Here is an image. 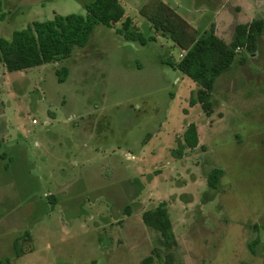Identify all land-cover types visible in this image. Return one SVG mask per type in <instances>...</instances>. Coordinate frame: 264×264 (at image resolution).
<instances>
[{
    "label": "rangeland",
    "instance_id": "374dc122",
    "mask_svg": "<svg viewBox=\"0 0 264 264\" xmlns=\"http://www.w3.org/2000/svg\"><path fill=\"white\" fill-rule=\"evenodd\" d=\"M91 1L0 0V39L54 15H84ZM118 1L151 37L139 16L150 0ZM159 1L198 34L213 25L227 44L236 25L264 19V0ZM118 27H95L55 63L0 66V264H140L151 255L164 264L141 220L160 204L174 264H264V35L244 66L216 81L208 118L189 105L198 87L165 64L180 50L161 37L127 41ZM189 125L198 145L178 157ZM214 168L224 176L210 191Z\"/></svg>",
    "mask_w": 264,
    "mask_h": 264
},
{
    "label": "trees",
    "instance_id": "16d2710c",
    "mask_svg": "<svg viewBox=\"0 0 264 264\" xmlns=\"http://www.w3.org/2000/svg\"><path fill=\"white\" fill-rule=\"evenodd\" d=\"M84 15H54L45 22H33L25 29L15 31L10 40L0 39V66L7 73L23 72L32 68L51 64L68 58L75 48L87 45L95 27L113 28L127 41L137 42L141 46L156 42V37L169 40L180 50L179 61L165 62L191 80L198 88L190 98L189 105H199L206 117L213 114V92L216 81L228 73L233 65L244 66L250 56L257 52L259 40L264 35V19L257 18L247 24L234 27L229 44L216 36L212 25L208 31L198 34L178 17L172 9L159 0H150L139 10V16L150 27L153 35L144 38L133 22L125 17L124 9L118 0H93L84 6ZM0 20H4L1 13ZM59 73V74H58ZM58 75H65L62 69ZM61 81V77H59ZM198 145V133L194 125H189L179 143L178 157L184 150L192 151ZM0 160L5 161L0 141ZM224 176L222 169H212L207 177L210 191L218 190ZM143 225L158 235V242L165 251L164 264H174L177 248L172 233V225L164 204L142 214ZM260 244L256 238L248 243L249 252ZM156 252V251H155ZM159 256L157 252L154 254ZM153 255L140 264H152Z\"/></svg>",
    "mask_w": 264,
    "mask_h": 264
},
{
    "label": "built area",
    "instance_id": "2783aa9c",
    "mask_svg": "<svg viewBox=\"0 0 264 264\" xmlns=\"http://www.w3.org/2000/svg\"><path fill=\"white\" fill-rule=\"evenodd\" d=\"M181 57H182V56L180 55V58H181ZM32 123H33V124H35L36 122H35V121H33Z\"/></svg>",
    "mask_w": 264,
    "mask_h": 264
},
{
    "label": "flooded vegetation",
    "instance_id": "af4514ba",
    "mask_svg": "<svg viewBox=\"0 0 264 264\" xmlns=\"http://www.w3.org/2000/svg\"><path fill=\"white\" fill-rule=\"evenodd\" d=\"M257 52H258V49H257ZM257 52H256V53H257ZM252 56H254V55H252ZM250 57H251V56H250Z\"/></svg>",
    "mask_w": 264,
    "mask_h": 264
},
{
    "label": "crops",
    "instance_id": "0c3cea01",
    "mask_svg": "<svg viewBox=\"0 0 264 264\" xmlns=\"http://www.w3.org/2000/svg\"><path fill=\"white\" fill-rule=\"evenodd\" d=\"M1 161V160H0Z\"/></svg>",
    "mask_w": 264,
    "mask_h": 264
}]
</instances>
